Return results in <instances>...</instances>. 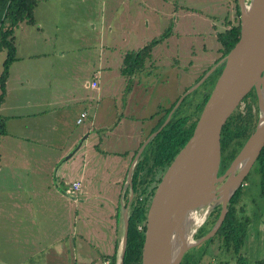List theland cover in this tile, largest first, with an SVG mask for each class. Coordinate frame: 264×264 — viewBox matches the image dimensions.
<instances>
[{
  "label": "rangeland",
  "instance_id": "374dc122",
  "mask_svg": "<svg viewBox=\"0 0 264 264\" xmlns=\"http://www.w3.org/2000/svg\"><path fill=\"white\" fill-rule=\"evenodd\" d=\"M37 4L34 26L27 23L18 25V45L23 51L29 41L31 47L37 45L35 37L38 42L45 39L40 43L45 42V46H49L46 49L49 55L46 62L35 64L37 69L42 68L41 79L40 70L32 76L27 67H17L14 84L10 85L25 96L17 99L16 104H27L30 102L26 100H32L38 104L51 101L50 106H55V99L65 102L70 101L73 95L81 97L84 94L85 101L79 104L77 110L69 112L67 125L59 126L56 132L46 135L63 147L76 142L68 155L84 143L71 159L63 164L59 161L52 165V169L44 161L34 159L31 160V167L28 166L31 152L32 155L47 153V148L42 150L21 144V150L13 158L10 157L12 153L1 150L0 264H47L56 251L69 254L70 264H75L73 255L76 252V264H87L91 259L112 252L93 251L92 248L107 246L113 224L111 216L120 212L121 208L123 211L127 205L129 169L126 171L123 165L129 163L134 150L128 153L126 159L118 153L133 148L134 142L117 140L122 133L119 127L111 136L105 130L96 132L89 121L76 126L72 116L74 118L81 110L91 113V108L98 104L95 98L98 93L101 94L100 112L105 111L104 122L109 129L123 116H149L158 107L167 109L220 58L221 46L216 34L227 30L229 24H237L235 4L233 0H37ZM171 23L172 34L153 49L149 68L135 74V78L123 77L120 74L123 55L142 48L160 36ZM38 25L40 30H37ZM22 33L30 39L26 41ZM61 50L65 51L66 60L57 57ZM5 56V49L0 47V74ZM99 57L101 73H105L100 74L99 92L84 90V83L90 81V76L70 62L84 60L96 63ZM148 72H151L150 77L146 75ZM61 74L65 77L60 78ZM130 90L132 95L129 99L127 94ZM34 91L40 93L34 96ZM14 97L11 94L9 106ZM127 100L131 101L129 109L125 108ZM136 106L141 108L137 110ZM243 107L242 102L240 110ZM125 127L131 130L140 128L138 124H126ZM88 130L95 133L90 132L86 141L83 137L78 138ZM101 140L105 142L102 145ZM29 147L32 151H28ZM8 150L13 151L11 146ZM50 151H56L55 146ZM17 157L20 160L18 165L24 164L20 169L25 172L14 175L12 170ZM39 170L44 171L41 173ZM55 178H58L64 191L69 190L74 180L82 178L80 192L71 193L76 201L61 198V194L53 188ZM256 183L255 176H249L246 194L237 205V209L241 208L244 212L239 216L251 218L240 250L247 264L264 258V201L258 196ZM195 235L194 240H197ZM217 248L216 242L206 251L200 264H216ZM118 258L119 255L116 262Z\"/></svg>",
  "mask_w": 264,
  "mask_h": 264
},
{
  "label": "water",
  "instance_id": "95a60500",
  "mask_svg": "<svg viewBox=\"0 0 264 264\" xmlns=\"http://www.w3.org/2000/svg\"><path fill=\"white\" fill-rule=\"evenodd\" d=\"M237 3L240 12L238 42L180 97L163 125L138 149L129 167L126 181L129 199L123 208V237L116 264H123L128 207L133 197L132 175L140 155L170 121L184 97L196 91L219 66L223 65V69L209 98L169 140L152 169L145 197L141 264H181L188 251L209 241L220 228L231 197L241 186L264 146V0H237ZM252 90H255L259 102L256 126L228 168L218 176L222 127ZM206 165L207 168L210 166V180L200 178ZM210 189L218 199L207 216L220 206L217 221L205 236L194 240V244L177 248V222ZM61 193L66 198L74 199L64 190Z\"/></svg>",
  "mask_w": 264,
  "mask_h": 264
},
{
  "label": "trees",
  "instance_id": "16d2710c",
  "mask_svg": "<svg viewBox=\"0 0 264 264\" xmlns=\"http://www.w3.org/2000/svg\"><path fill=\"white\" fill-rule=\"evenodd\" d=\"M235 4V16L237 18L236 25H230L227 30L218 32L216 39L220 43L221 56L217 59L218 62L224 57L238 42L240 37V12L237 0H233ZM37 0H0V47L5 49L6 58L2 64V71L0 74V105L5 98V84L9 75L10 66L16 60V48L14 44V29L20 23H27L34 25V10L37 7ZM173 23L158 37L152 39L142 48L127 52L123 55L120 67V74L123 77H132L136 72L142 71L146 64L152 59V51L158 45L163 44L172 34ZM206 69L203 74L208 71ZM223 65L219 66L214 73L194 92L195 105L194 111L187 114L185 108L188 105V99L191 94L186 96L180 107L173 114L172 119L163 128L156 137L145 147L140 155L137 165L132 175L131 189L133 197L128 207V232L125 254L123 257V264H141L142 247L144 241V210L145 197L148 187L149 178L158 157L175 133L184 125V123L197 112L209 98L216 80L218 79ZM201 78V77H200ZM199 78V79H200ZM198 79V80H199ZM197 80V81H198ZM202 92H206L202 97ZM202 94V95H201ZM198 96V99H197ZM176 101L163 112V115L153 131L158 129L164 122L167 115L174 107ZM191 103V102H190ZM243 110L240 106L229 117L220 134V174L228 168L232 160L238 154L250 134L253 132L259 115V108L257 105V96L255 90H252L249 95L243 100ZM152 118V117H151ZM6 119L0 115V140L6 135ZM142 143L139 145V147ZM137 150L132 152L129 160L131 162L135 157ZM1 160V155H0ZM255 176L257 185L259 187V198L264 201V146L260 151L255 163L250 172L244 178L241 186L235 191L227 206V214L216 232V234L200 247L190 250L185 254L181 264H200L201 258L204 257L206 251L213 247L216 242L218 248L216 251V264H247L241 254V248L246 238V230L251 218L239 216V213H244L243 209H237L244 196L246 187L248 186L249 176ZM126 194H128L126 192ZM255 201V200H254ZM128 200L126 199V203ZM221 207H215L207 217L203 225L198 229L195 239H200L205 236L214 226L220 215ZM141 226V229L138 227ZM192 252V253H190ZM224 254L223 257L221 255ZM109 259L112 264L116 262V252L111 257H102ZM208 258V257H207ZM221 258V260H220ZM254 264H264V258Z\"/></svg>",
  "mask_w": 264,
  "mask_h": 264
},
{
  "label": "crops",
  "instance_id": "0c3cea01",
  "mask_svg": "<svg viewBox=\"0 0 264 264\" xmlns=\"http://www.w3.org/2000/svg\"><path fill=\"white\" fill-rule=\"evenodd\" d=\"M37 8H38V5L35 8L36 9L35 14H36ZM46 11L47 10H45V12ZM28 26H34V25L28 24ZM37 27H38L37 30L41 29V27L39 25ZM18 32H19V27L17 26L13 32L14 44H15V48H16V53H15L16 60L10 66L9 75H8V78H7V81L5 84V91H6L5 98H4L3 103L0 105V115L6 119V122H5L6 123V135L3 136L0 140V155H1V150H2L5 153H12L10 155L11 158L14 157V154L17 156V153L19 152V150H21V144H29L30 146H34V147L40 148L42 150L47 148V149H49V151L47 153L39 152L38 155H35V154L32 155V152H31L30 158H29L30 164H28V166L31 167V160L34 159V160H38V161H44L45 163L48 164L49 169H50V167L52 169V165L58 164L59 161H61V163L63 164V162H67L68 159H71L73 157V155H71L69 157L67 155L73 149L76 142L73 141L71 144H68V146L63 147V146H59V145L55 144L53 138L50 135L49 136H46V135H48L49 133L52 134L53 132H56V128L59 129V126H61V127L66 126L67 122L69 120V117H70L69 112L71 110H75V109L77 110L79 107V104L82 103L83 101H85L86 98H84V94H83V96H81V97L73 95L71 97L70 101H65V102H63L61 99H55V101H56L55 106H50L51 101H45L44 103L38 104L37 102L32 101V100H26V101L30 102L27 104H16L17 99L18 100L22 99L25 96L21 92L17 93V91L13 89L14 86L10 85V84H12V85L14 84L15 72L17 71V67H20V68H26L27 67L26 68L27 71L32 73V76H35L34 72L36 70L37 71L40 70L39 77L41 79L42 78L41 77L42 68L37 69L35 64H36V62L38 64L39 61L41 63L46 62L47 57L49 55L48 52L46 51V49L49 48V46L48 47L45 46V42H44V44L40 43V42L45 41V39H43L42 41L39 40L40 42H38L37 37H35L36 38V44H37L35 47H31V41H29L26 43L27 46H25L26 44L24 45V48L22 51L18 45ZM23 35H24L23 38H25L26 41H28L30 39L27 34H23ZM111 48H112V46H111ZM76 50L79 51L78 49H76ZM21 52H23V53H21ZM64 52L65 51L61 50L60 54L57 55V57L60 58L61 60L65 59ZM86 59H88V58H86ZM70 63L75 64L74 67L78 66V69H81V72H84L85 74L87 72L88 76H90V81L84 83V86H83L84 90L89 89V90L94 91V90L98 89V87H97V89H92L90 87V84L93 81L94 76H96L97 81H98V85H99L100 74H105V73H101V70H102L101 67L102 66L100 65V57L98 58V61L96 63H93V62L89 63V62H85L84 60L83 61L82 60H80V61L73 60ZM85 64H86V67H85ZM29 65H31L30 68H29ZM61 77L64 78L65 75L61 74L60 78ZM72 77H73V74L70 75L71 79H72ZM31 87H32V89H34L35 85L32 83ZM30 91H31V89H30ZM39 93H40L39 91H38V93L34 91V96L38 95ZM130 93H131V90L127 94V98H129V99L132 95V93L131 94ZM11 94L14 95L15 97H14V100L12 99V101H13L12 105L9 106V99L11 97ZM21 96H22V98H21ZM95 98H96V101L98 102V104L96 105V107L91 108V110H90L91 113H89L87 110H81L78 114H76V116H74V118L72 116V122L74 119L75 125L78 126V125L83 124L84 121H89V125L91 127H93V129H96V132L100 131V130H105V132H109V134L111 136L115 135L116 128L119 127L120 130L122 131V133L117 137V140H119V141H131L132 140L134 142L133 148H129L128 150H126L127 152L124 151L122 153H118L119 156L123 157V159L124 158L126 159L128 156V153L130 151H132V149L133 150L139 149V145L147 137V134L152 129V127L155 124V121L157 120L158 117H156L154 119L155 121L152 120V121L142 123V120L148 118L150 115L149 116L134 117V118H130L129 116L126 115V116H123L118 123L114 124V127L112 129H109L108 126H105V122H104L103 113H105V111L100 112L101 94L98 93ZM92 99L93 98H89V100H92ZM104 108H106V106ZM125 108H128V109L131 108V101L130 100L126 101ZM134 108L139 110L141 107L136 106ZM82 112L87 113V118L84 119V121L82 123L77 124L76 123L77 119L79 118V116ZM107 113H109V111H107ZM127 120H130V121H127ZM126 124H138V126H140V128L136 129V127H135V129L133 128V130H131L132 128L128 129L127 127H125ZM90 132L95 133L93 131L88 130L87 133L82 132L78 136V138L83 137L84 141H86V139L90 135ZM83 143H82L81 147H83ZM102 143H105V142L103 140H101V145H102ZM10 146L13 149L12 152H9V150H8V147H10ZM53 146H55V149H56V151H53L54 154L50 151L51 148H53ZM81 147L78 148L74 153L79 151V149H81ZM27 149H28V151H32L31 147H29ZM33 151H37V149L33 150ZM1 158H2V156H1ZM14 162H15V165H14L15 168L12 170L13 171L12 174L14 173V175H17V173L25 172L24 170L20 169L21 166L24 167V164L18 165L20 162L19 157L15 158ZM131 162L125 163L123 165V168L126 171L129 169ZM62 164L59 166L61 169L63 167ZM83 168H85V165ZM39 171L42 173L44 170L43 171L39 170ZM62 175L64 176V174H62ZM55 179L56 180H54V187L53 186L52 187L56 190V192H59L61 194V198H66L61 193L62 189L60 188V182L58 181V178H55ZM75 181L83 182L82 178L78 179V180H74L73 182H75ZM81 187H82V184H81ZM50 190H51V188L48 186V191H50ZM73 198L75 200L71 199V198H66V199L76 201V198L75 197H73ZM111 220H112L113 224L111 226V235L108 238L107 246H103V245H102V247L93 246L92 250L93 251H112V252L102 254L99 256V258L91 259L87 264H103L104 261H110V260L104 259L102 257H107V256L111 257V256H113V254L115 252L117 254L116 258L118 257L119 251H120V246H121V240L123 237V211H122V208L120 209V212L117 211V213H115L111 216ZM50 248H51V246H50ZM68 253H69V251H68ZM47 255L49 256V252L47 253ZM74 256L76 257V252H74V255H73V261L76 264L77 260H76V258H74ZM51 257L52 258L50 259V261H47V264H70L69 254L65 253L64 251H56L53 255H51ZM45 263L46 262H44L43 264H45Z\"/></svg>",
  "mask_w": 264,
  "mask_h": 264
},
{
  "label": "bare ground",
  "instance_id": "6f19581e",
  "mask_svg": "<svg viewBox=\"0 0 264 264\" xmlns=\"http://www.w3.org/2000/svg\"><path fill=\"white\" fill-rule=\"evenodd\" d=\"M205 166L203 174L201 173L200 178L205 180L211 179L210 166ZM218 197L214 195L213 189L206 192L200 200L189 209L187 214L177 222L175 226V243L177 248L194 244V234L198 227L203 225L208 217V212L211 206L217 201Z\"/></svg>",
  "mask_w": 264,
  "mask_h": 264
},
{
  "label": "flooded vegetation",
  "instance_id": "af4514ba",
  "mask_svg": "<svg viewBox=\"0 0 264 264\" xmlns=\"http://www.w3.org/2000/svg\"><path fill=\"white\" fill-rule=\"evenodd\" d=\"M158 46H159V45H158ZM149 63H150V62H148V63L146 64L145 68H146V67H147V69L149 68V67H148V66H149ZM145 68H144V69H145ZM144 69H143L142 71H144ZM142 71L136 72L135 74L137 75L138 73H141ZM135 74H134V75H135ZM134 75L132 76V78H135V77H136V76H134ZM146 75H147L148 77H150V76H151V72H148V74H146ZM194 84H195V83H194ZM187 90H188V89L184 90L183 94H184ZM194 92H195V91H194ZM194 92L191 93V101H190V98H189V99H188V103H189V104L186 105V108H185L187 114H190V112L192 113V112L194 111V105H195V103H196V102H195ZM205 94H206V92L202 95V97L205 96ZM189 95H190V94H189ZM187 96H188V95H187ZM180 97H181V96H180ZM180 97H179V99H180ZM185 97H186V96H185ZM185 97H184V98H185ZM179 99H176V100H175L176 103L178 102ZM183 100H184V99H183ZM183 100H182V102H183ZM175 101H174V102H175ZM174 102H173V103H174ZM182 102H181V103H182ZM190 102H191V103H190ZM176 103H175V104H176ZM181 103L179 104V106L177 107V109L180 107ZM170 106H171V105H170ZM170 106H169V107H170ZM169 107H168V108H169ZM168 108H167V109H168ZM177 109H176V110H177ZM165 110H166L165 108L163 109V108L158 107L157 111H156L154 114H152V115H150L148 118L142 120V123H145V122H148V121H152V120H154L156 117H158L156 121L154 120V121H155V124L153 125V127H152V129L149 131V133L147 134V137L143 140L142 144L148 139V137H149L153 132L157 131V130L163 125V123L165 122L166 119H165L164 122L160 125V127H159L158 129H156L155 131H153V130L155 129V127L158 125V123H159V121H160V119H161V117H162V115H163V112H164ZM171 110H172V109H171ZM176 110H175V112H176ZM175 112H174V113H175ZM169 113H170V112H169ZM174 113H173V114H174ZM195 113H196V112H195ZM195 113H194V114H195ZM194 114H192L191 116H193ZM167 116H168V115H167ZM172 116H173V115H172ZM151 117H152V118H151ZM166 118H167V117H166ZM171 119H172V117H171ZM171 119H170V120H171ZM188 119H189V118H188ZM169 122H170V121H169ZM169 122H168V123H169ZM168 123H167V124H168ZM167 124H166V125H167ZM166 125H165V127H166ZM165 127H164V128H165ZM155 137H156V136H155ZM140 147H141V146H140ZM140 147H139V148H140ZM144 149H145V148H144ZM143 151H144V150H143Z\"/></svg>",
  "mask_w": 264,
  "mask_h": 264
},
{
  "label": "built area",
  "instance_id": "2783aa9c",
  "mask_svg": "<svg viewBox=\"0 0 264 264\" xmlns=\"http://www.w3.org/2000/svg\"><path fill=\"white\" fill-rule=\"evenodd\" d=\"M90 87L92 89H97L98 87V81H97V77L94 76V79L93 81L91 82L90 84ZM87 118V113L86 112H82L79 116V118L77 119V124H80L84 121V119ZM80 189H81V182L80 181H75V182H72L70 185H69V190H65L66 193H68L69 195H71V193H79L80 192ZM139 229H141V226L138 227ZM103 264H112V262L110 261H104Z\"/></svg>",
  "mask_w": 264,
  "mask_h": 264
}]
</instances>
